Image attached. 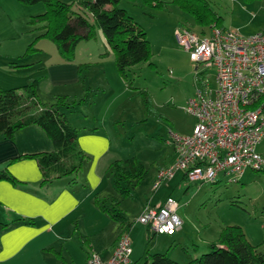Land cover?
I'll return each mask as SVG.
<instances>
[{"label": "rangeland", "instance_id": "374dc122", "mask_svg": "<svg viewBox=\"0 0 264 264\" xmlns=\"http://www.w3.org/2000/svg\"><path fill=\"white\" fill-rule=\"evenodd\" d=\"M61 1L72 4L78 10L75 6L77 0ZM204 1L224 27L246 36L264 30V0ZM163 2L162 8L143 7L139 1L121 0L118 4L143 28L151 47L149 61L132 66L127 78L118 73L113 53L99 27H94L92 38L76 40L73 59L82 64L80 82L85 79L93 88L85 101L83 95L82 101L73 102H67L64 94L61 95V102L67 104L63 106L68 107L62 111L66 115L78 112L71 117V121L67 119L77 129L75 140L79 143L89 130V115L92 117L99 111L106 114L107 110V124L103 131L112 137L111 151L122 159L134 158L138 164L137 184L129 186V190H133L132 195H117L119 206L128 207L129 219L137 218L141 206L147 203L143 204L146 198L152 202L172 195L178 202L176 212L183 221V230L174 236H163L153 234L140 224L144 234L136 241H141L143 253L137 264L153 253H164L179 264L187 263L209 251L210 243L219 240L221 230L227 225L239 226L255 250L264 253V168H247L233 183L223 178L214 183L171 179L161 183L157 190L153 188L155 169L167 159V152L173 150L169 131L187 134L192 129L194 119L186 112L185 106L200 85L196 73L202 72V78L213 80L214 69L204 70L203 65L197 67L188 52L179 45L173 28L186 27L198 36H207L211 26L218 25L211 22L202 33L194 16L177 1ZM44 9L43 1L25 4L18 0H0V55H22L26 51L40 32L29 23L30 17L42 13ZM35 47L39 50L26 54L27 58L39 56L53 59L59 56L56 46L47 39H40ZM110 62L114 63L117 72L116 83V77L113 75L114 79L111 78ZM45 82L50 86V81ZM101 88L103 92H99ZM141 91H145L150 98L147 107L142 104ZM91 97L93 104L85 106ZM38 98L42 106L58 101L55 98L51 104L43 95H38ZM36 108L38 106L33 107L31 112ZM86 166L87 163L78 173L81 181L85 179Z\"/></svg>", "mask_w": 264, "mask_h": 264}, {"label": "crops", "instance_id": "0c3cea01", "mask_svg": "<svg viewBox=\"0 0 264 264\" xmlns=\"http://www.w3.org/2000/svg\"><path fill=\"white\" fill-rule=\"evenodd\" d=\"M24 54L25 52L22 55H0V89L22 88L36 80L37 94L47 97L46 102L51 104L63 94L66 99L77 101L82 100V95L86 99L89 91H92V86L85 79L80 82L82 64L76 63L74 59L65 61L59 53L53 59L39 56L27 58ZM110 66L111 78L114 79V75L116 83L114 63ZM44 68L46 72L43 76ZM45 80L50 81V86ZM103 90L101 88L99 92ZM95 96L97 97V93ZM93 102L91 97L85 106H90ZM55 103L56 101L53 104ZM38 109L39 107L33 110L36 112ZM73 115H78V112L67 113L68 119ZM89 116V130L79 139V143L76 141L88 156L85 161V179L81 181L77 178L71 185L64 179L42 184L38 157H23L25 154L56 150L40 126L26 125L17 129L12 138H5L0 133V173L6 172L13 178H0V264H86L91 252L107 260L124 231H127L131 244L128 264H137L143 253L141 241L139 242L144 234L143 226L135 221L136 217H127V206H119L117 195L120 194L115 190L109 172L114 161L124 159L111 151L112 137L103 131L107 124V110L106 114L105 111H99L92 117L91 114ZM193 119L192 129L196 122L194 117ZM192 129L189 133L180 135H188ZM170 144L173 150L167 152V159L155 169L153 182L157 170L170 165L175 159L174 145L172 142ZM256 150L264 154V139L257 144ZM171 179L187 178L184 171L177 170L167 181ZM132 191L128 192L129 196ZM144 200L143 204L147 203L142 204L141 210L147 205L158 207L165 199L152 202L147 198ZM100 203L105 208H116L120 216L113 218ZM183 226L182 221L180 230L172 235H161L174 236L183 230ZM137 237L139 240L136 241Z\"/></svg>", "mask_w": 264, "mask_h": 264}, {"label": "built area", "instance_id": "2783aa9c", "mask_svg": "<svg viewBox=\"0 0 264 264\" xmlns=\"http://www.w3.org/2000/svg\"><path fill=\"white\" fill-rule=\"evenodd\" d=\"M173 34L197 67L214 69L213 80L196 73L200 85L185 106L195 125L188 135L169 131L175 159L157 170L153 188L177 170L191 182L214 183L223 178L233 183L247 168H264V157L256 150L264 139V30L246 36L213 25L207 36L186 27L174 28ZM177 208V200L168 196L158 207L145 206L135 221L153 234L172 235L182 227ZM130 252L124 231L109 259L91 252L86 264H128Z\"/></svg>", "mask_w": 264, "mask_h": 264}, {"label": "trees", "instance_id": "16d2710c", "mask_svg": "<svg viewBox=\"0 0 264 264\" xmlns=\"http://www.w3.org/2000/svg\"><path fill=\"white\" fill-rule=\"evenodd\" d=\"M18 1L25 4L43 1L45 8L42 13L30 17L29 23L40 32L35 37V41L28 45L25 54L35 51L37 49L35 43L45 38L54 43L63 60L71 61L74 57L76 40L92 38L94 27L97 26L101 29L113 53L116 69L123 78H127V73L132 66L148 62L150 59L151 47L146 33L124 8L118 6L121 0H77L75 3L77 11L72 4L61 0ZM128 1H139L143 7L162 8L164 6L163 0ZM174 1L194 16L202 33L205 32L206 25L211 22L221 25L220 18L207 8L204 0ZM141 93L142 104L147 107L150 98L145 91ZM57 100L55 105L42 106L37 94L36 80L22 88L0 89V133L5 138H12L19 128L30 124L40 126L56 150L25 154L23 157H38L42 184L64 179L68 185H71L77 181L78 173L82 170L88 156L75 140L77 129L72 126L66 113L62 111L68 108L63 106L67 104L61 102L63 100L60 96ZM35 106L39 109L32 113V108ZM137 166L134 158L114 161L110 165L109 172L113 178V186L120 195L127 196L130 192L129 186H133V183L137 184ZM0 178L13 180L6 172L0 173ZM101 207L113 218L120 216L116 208H105L102 204ZM209 248V251L184 264H264V253L257 252L247 240L243 230L236 225L225 226L220 232L219 240L216 243H210ZM141 264L179 263L164 253H153L146 256Z\"/></svg>", "mask_w": 264, "mask_h": 264}]
</instances>
